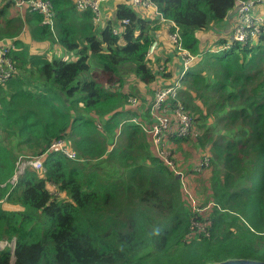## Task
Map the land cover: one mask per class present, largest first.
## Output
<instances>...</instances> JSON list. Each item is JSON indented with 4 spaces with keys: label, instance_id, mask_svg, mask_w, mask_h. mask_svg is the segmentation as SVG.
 <instances>
[{
    "label": "trees",
    "instance_id": "16d2710c",
    "mask_svg": "<svg viewBox=\"0 0 264 264\" xmlns=\"http://www.w3.org/2000/svg\"><path fill=\"white\" fill-rule=\"evenodd\" d=\"M49 1L53 29L37 12L18 13L14 1L0 4V39L15 38L17 70L0 86V140L18 141L13 150L0 144V240H15L13 249L0 250V264L264 262V28L254 41L222 48L238 2L249 0H152L195 57L180 98L194 114L196 131L170 141L175 156L178 150L210 156L203 212L192 208L180 180L126 109L130 96L148 107L152 102L134 85L124 89L127 71L153 89L172 84L183 70L170 63L177 44L164 45L161 37L176 27L118 0L100 29L76 0ZM217 33L219 40L207 43L208 34ZM121 120L131 140L126 145L116 143ZM60 139L76 159L49 152L45 172L27 169L15 186L9 183L20 157L42 155ZM176 159L183 169L193 166ZM99 160L111 170L103 179ZM3 201L23 210H4ZM195 222L206 224L204 230Z\"/></svg>",
    "mask_w": 264,
    "mask_h": 264
},
{
    "label": "built area",
    "instance_id": "2783aa9c",
    "mask_svg": "<svg viewBox=\"0 0 264 264\" xmlns=\"http://www.w3.org/2000/svg\"><path fill=\"white\" fill-rule=\"evenodd\" d=\"M14 1L16 9L23 14L24 12H37L44 16V23L54 28L53 8L49 0H0V4ZM107 0H76L77 9L81 11L90 10L93 14L94 24L99 26L106 21V15L103 12V3ZM132 6L140 8L144 11H151L159 15L157 8L152 0H127ZM237 19L235 25L231 29V36L228 39L223 49H229L235 43L247 44L257 39L264 28V0H249L239 1L237 5ZM160 20L163 19L161 14ZM175 26L172 23L171 27ZM176 27V26H175ZM173 43L177 44L179 50L181 66L183 70L180 75L167 86H160L155 89L154 97L150 106L143 113L144 124L147 126L143 129L149 134H153L154 139V154L168 166L174 174L179 176L183 192L192 202V208L198 211H204L199 205L194 204L193 190L189 187L190 182L195 177H200L206 171L210 170V156L203 155L198 161L193 163L192 168H181L182 166L177 161L173 153L174 145L171 143V138L189 137L196 131V123L194 114L189 112L183 105L180 98V91L183 88V79L185 73L193 64L195 57L187 50L183 49L179 43L181 36L180 31L176 27L175 31L169 35ZM14 38L0 39V86L6 85L16 74V67L12 61L11 53L15 50ZM160 39H156L150 45L148 57L157 52ZM129 102L136 104V98H129ZM149 113V114H148ZM143 124V125H144ZM139 125H142L141 123ZM62 152L68 158L76 159L77 154L72 150L70 144L65 139H60L52 143L50 148L42 155L36 157H21L17 162L16 176L10 179L9 183L15 186L20 176L27 169H34L38 172H45L44 159L49 152ZM199 230H204L206 224L195 222ZM15 245V240H14Z\"/></svg>",
    "mask_w": 264,
    "mask_h": 264
},
{
    "label": "rangeland",
    "instance_id": "374dc122",
    "mask_svg": "<svg viewBox=\"0 0 264 264\" xmlns=\"http://www.w3.org/2000/svg\"><path fill=\"white\" fill-rule=\"evenodd\" d=\"M237 8V7H236ZM146 12V15L147 16H152L153 14L151 13V12H149V11H145ZM18 13H20L19 11H18ZM153 13H155V12H153ZM232 21H231V23H230V27H229V30H231L232 29V27L235 25V23H236V19H237V9H235V12L233 13V16H232ZM162 23H166V24H168V26H171L172 25V23L169 21V20H166V19H161L160 20ZM105 25H106V23H105V21H104V23L102 22L100 25H99V27L98 28H100V29H103L104 27H105ZM21 33H23V32H21ZM20 33V36H18L19 38H21V39H23V37H22V35L23 34H21ZM227 33V32H226ZM203 34V33H202ZM205 35H206V32H205ZM210 37H209V40L207 41V43H209L210 45L211 44H214L215 42H217L218 40H219V38H217V36H219L218 35V33L217 34H208ZM18 37H16V38H18ZM162 37V39L164 40V45L165 44H168V43H165V42H170V44H172L173 43V41H172V39H171V37L170 36H168L167 35V37H165V36H161ZM6 38H8V37H6ZM15 39V38H14ZM160 40H161V38H159ZM163 45V46H164ZM159 47V46H158ZM211 47V46H210ZM172 48V47H171ZM44 49V46L42 47V50ZM38 50V48H35L34 47V51H37ZM158 50V49H157ZM173 50H174V48H173ZM62 55H66V53L64 54V53H62ZM66 58H67V56H65ZM180 59V54H179V50L177 51V52H175L174 53V56H173V58H172V60H171V64H173V63H175V62H179L180 64H181V59ZM162 62V61H161ZM192 65V64H191ZM162 66L164 67L165 65L163 64V63H161L160 65H158V69L160 70V71H162V70H164V69H162ZM196 66H197V64H196ZM87 76V74H84L82 77L83 78H85ZM81 77V78H82ZM177 77H178V75L176 76V77H174V80L175 79H177ZM125 78H126V83L124 84V89L125 88H127L129 85H134L135 86V89L138 91V93L141 95V96H143L144 98H146V99H153V97H154V95L152 96V94L149 92V90H152L153 91V93L155 92V89L156 88H158V87H160V86H163V84L162 83H160V82H158V83H155V85H153V89H149L143 82H139V80L138 79H136V77L134 76V74L133 73H130V71H127L126 73H125ZM173 80V81H174ZM151 88V87H150ZM129 98H136V100H137V102H136V104H133V103H131V102H129V100H128V102H127V104H126V109H132V111H133V116H132V118H131V122H135L134 124H136V125H138L139 126V128H140V130H141V134H140V136H143V134L145 135V136H147L148 137V139L150 140V142H151V150H152V152H154V146H153V144H154V137H153V134H149V133H147V132H145V130L143 129V126L144 127H146L147 125L146 124H144L145 123V121L143 120V113L145 112V109L147 108V102H144V101H142V99H141V97H139V98H137V97H134V96H130ZM123 120V119H122ZM121 120V121H122ZM138 121V122H137ZM126 122V121H125ZM124 121H122L121 122V124H120V128H119V132H118V134L116 135V143L117 144H123V145H126L129 141H131V140H128L127 139V135H128V132L127 131H125L124 133H122V128H123V125H125L126 123H125ZM141 123L142 125H139V124ZM144 124V125H143ZM126 129H128V127L126 128ZM144 140V139H143ZM1 141V143H2V140H0ZM17 140H15L12 144L13 145H15V142H16ZM127 141V143H125ZM0 143V144H1ZM141 141L139 140V139H137L135 142H134V148H135V153L136 154H141L142 153V151H143V148L141 147ZM36 149V148H35ZM35 149H33V150H35ZM38 149V148H37ZM36 149V150H37ZM35 150V151H36ZM177 155H176V158H181V160L182 161H189V162H191V163H194V162H196V161H198V155H194L195 153H191V154H189L188 153V150H184V151H177V153H176ZM33 154H28L27 156H32ZM21 158V157H20ZM19 158V159H20ZM179 160V159H178ZM179 162H180V164H181V166L183 165L182 163H181V161L179 160ZM95 163H97L98 165H100V163H101V160H99V161H96ZM103 163V162H102ZM17 171L19 172V169H18V167H15V173L13 174V176H12V178L14 177V176H16V174H17ZM111 170H110V168L108 167V164H102V165H100V166H98V168H97V172H98V178L100 179H103L104 177H105V175H106V173H108V172H110ZM209 172L210 171H206L204 174H202L200 177H195V178H193L192 180H191V182H190V188L193 190V194H194V197H195V199H194V204L197 206V205H199V202H200V200L202 201L203 199H205V198H207L208 197V193L210 192V190H209V187H208V185H206L205 183H204V181L203 180H205V179H207V178H205L208 174H209ZM202 203V202H201ZM191 204H192V202H191ZM204 209H206V208H203V210ZM8 210V209H7ZM13 210H21V209H13ZM200 212H203V211H200ZM7 246H9L10 248H14V241L12 240V241H7V240H0V250H4Z\"/></svg>",
    "mask_w": 264,
    "mask_h": 264
},
{
    "label": "crops",
    "instance_id": "0c3cea01",
    "mask_svg": "<svg viewBox=\"0 0 264 264\" xmlns=\"http://www.w3.org/2000/svg\"><path fill=\"white\" fill-rule=\"evenodd\" d=\"M116 2H118V0H107L106 2L103 3V12L104 14L106 15V20H109L110 18H112L114 16V13H115V9H116ZM151 12V11H149ZM152 13V12H151ZM221 35L223 36V34L221 33ZM23 39L26 40L28 39V34L27 35H22ZM224 37V36H223ZM170 42H168L169 44ZM169 48V47H168ZM62 53L65 54V52H63L61 50ZM61 53V54H62ZM63 56H67V58H74V53H67L66 55H63ZM171 56V55H170ZM181 65V64H180ZM150 100V99H149ZM13 143V142H12ZM11 142H8L6 139L3 141L2 140V143L3 145H6L8 144V147L11 148V150L13 149H16V145L18 143V141L15 142V145H13ZM25 150V149H24ZM37 151V150H36ZM10 181V180H8ZM2 204V207L4 210H7V211H21L23 210L22 207L20 205H14V204H10L9 202H1ZM13 209H21V210H13ZM14 241V240H13Z\"/></svg>",
    "mask_w": 264,
    "mask_h": 264
},
{
    "label": "water",
    "instance_id": "95a60500",
    "mask_svg": "<svg viewBox=\"0 0 264 264\" xmlns=\"http://www.w3.org/2000/svg\"><path fill=\"white\" fill-rule=\"evenodd\" d=\"M176 179H179L178 175H176ZM206 264H264V262L248 259H227L219 262H208Z\"/></svg>",
    "mask_w": 264,
    "mask_h": 264
},
{
    "label": "clouds",
    "instance_id": "9594fccd",
    "mask_svg": "<svg viewBox=\"0 0 264 264\" xmlns=\"http://www.w3.org/2000/svg\"><path fill=\"white\" fill-rule=\"evenodd\" d=\"M179 75H180V74H179ZM179 75H178V76H179ZM28 157H32V156H28ZM34 157H36V156H34ZM16 167H17V165H16Z\"/></svg>",
    "mask_w": 264,
    "mask_h": 264
}]
</instances>
